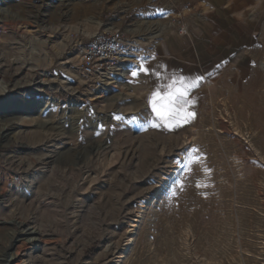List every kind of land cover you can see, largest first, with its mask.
<instances>
[{"label":"rangeland","instance_id":"rangeland-1","mask_svg":"<svg viewBox=\"0 0 264 264\" xmlns=\"http://www.w3.org/2000/svg\"><path fill=\"white\" fill-rule=\"evenodd\" d=\"M203 2L161 23L187 34ZM138 8L0 0V264H264V0H237L224 67L175 120L140 93L138 44L111 85L70 72L77 39L146 41Z\"/></svg>","mask_w":264,"mask_h":264},{"label":"crops","instance_id":"crops-1","mask_svg":"<svg viewBox=\"0 0 264 264\" xmlns=\"http://www.w3.org/2000/svg\"><path fill=\"white\" fill-rule=\"evenodd\" d=\"M197 1L191 0V3ZM201 1H204V7L184 19L189 29L184 35L176 29L168 32V26L165 27L161 20L189 5L190 0H135L139 6L137 23H156L154 31L145 30L141 33L144 39L148 37L146 41L138 40L134 33L130 35L117 26L110 27L104 33L106 37L115 30H121L152 56L144 65L159 73V77L141 72L143 84L140 90L151 108L149 99L152 93L163 94L166 85L182 76L202 78L199 87L189 97L187 106H193L199 95L205 92L207 77H214L224 67L230 45L228 33L233 29L238 14L237 0Z\"/></svg>","mask_w":264,"mask_h":264},{"label":"built area","instance_id":"built-area-1","mask_svg":"<svg viewBox=\"0 0 264 264\" xmlns=\"http://www.w3.org/2000/svg\"><path fill=\"white\" fill-rule=\"evenodd\" d=\"M73 48L76 57L70 62L82 71L90 83H97L98 88L108 85L103 79L138 51L136 41L126 37L121 30L90 43L77 39ZM146 57L152 56L148 54Z\"/></svg>","mask_w":264,"mask_h":264},{"label":"snow or ice","instance_id":"snow-or-ice-1","mask_svg":"<svg viewBox=\"0 0 264 264\" xmlns=\"http://www.w3.org/2000/svg\"><path fill=\"white\" fill-rule=\"evenodd\" d=\"M141 72L145 75H156L159 77V73L154 72L143 63L139 68L132 71V75L136 76ZM201 79V77L189 79L182 76L178 79H173L170 84L166 85V91L163 94L153 92L149 99L153 112H155L161 120H175V118L178 117L190 103L189 97L191 93L199 87ZM188 115L192 114L188 113ZM191 162L192 158L189 157V161L185 163L183 167L188 168Z\"/></svg>","mask_w":264,"mask_h":264},{"label":"bare ground","instance_id":"bare-ground-1","mask_svg":"<svg viewBox=\"0 0 264 264\" xmlns=\"http://www.w3.org/2000/svg\"><path fill=\"white\" fill-rule=\"evenodd\" d=\"M64 32H65V33H66V32H70V29L67 28V29H65ZM69 34H70V33H69ZM68 37H69V35H68ZM73 61H74V59H73ZM131 63H137V62L134 61V59H132V58H130V57H127V58L124 60L123 64H121L120 66H118V68L116 69V71L121 72V71H124V70H126V69L132 67ZM70 72L73 73V74H75V75H77V76L81 79V82H85V81H86V78L84 77V75H83L82 73H80V72H78V71H73V70H71ZM124 77H126V74H123V78H124ZM102 78H103V77H102ZM102 78H101V79H102ZM114 78H115V77H113V72H111V73L108 74L103 80L106 81L108 85H111V84H113V83L116 82V78H115V79H114ZM113 80H114V81H113ZM0 92H4V87H0ZM5 108H6L7 110H10L11 106H6ZM35 108H36L35 105H29V106H28V114H29L30 112H32ZM6 109H5V110H6ZM167 181H168L167 178H163V181L160 183V185L157 186V189H160V188L162 187V184H165ZM138 218H139V217H138ZM136 223H137V221H136ZM132 227H133V229H132L131 231H134L135 228H136L137 226H136V225H133ZM27 231H28V230H27ZM28 233H29V235H30V238H28V242L33 243V242L36 240L35 237H34V236L36 235V232H35L34 230H31V231H29ZM21 234H24V231H21ZM130 235H131V234H129V236L127 237V244H126V246H129V245L131 244V242H132V239H130ZM12 258H13V256H11V259H12ZM121 258H123V257H121Z\"/></svg>","mask_w":264,"mask_h":264},{"label":"water","instance_id":"water-1","mask_svg":"<svg viewBox=\"0 0 264 264\" xmlns=\"http://www.w3.org/2000/svg\"><path fill=\"white\" fill-rule=\"evenodd\" d=\"M95 151H96V150H95V149H93V150H92V153H94Z\"/></svg>","mask_w":264,"mask_h":264}]
</instances>
